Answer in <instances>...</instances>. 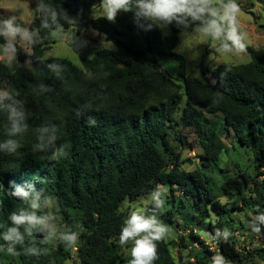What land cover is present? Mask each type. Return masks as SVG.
<instances>
[{"label": "trees", "instance_id": "1", "mask_svg": "<svg viewBox=\"0 0 264 264\" xmlns=\"http://www.w3.org/2000/svg\"><path fill=\"white\" fill-rule=\"evenodd\" d=\"M99 4L34 0L27 29L40 42L30 45V55L14 43L13 72L0 62V83L5 91L19 93L14 98L23 102L29 125L28 133L7 137L11 122L0 111V141L21 144L13 154L0 152V264H128L131 255L121 257L124 246L119 244L127 218L123 206L150 195L157 185L167 191L163 204L157 208L150 201L145 213L154 214L167 229L174 227L177 240L155 242L153 264H216L217 256L222 264H248L254 256L264 257V243L249 249L264 234V49L246 46L250 61L245 64L211 71L200 67V80L185 74V58L174 52L179 34L195 28L191 20L187 28L173 21L164 35L155 24L149 27V21L137 18L135 10L119 13L114 22L92 18L91 10ZM39 5L57 11L56 23L47 12L37 11ZM71 27L77 33L75 51L85 47L88 39L81 32L87 28L115 50H96L82 59L81 68L62 58L43 59L53 44L52 31ZM169 61L177 62V69L168 67ZM41 126L57 129L55 145L63 146L66 155L53 158L51 152L32 151L35 129ZM226 138L251 153L248 169L236 167L229 175L218 166L228 151ZM184 148L199 149L209 167L182 169ZM18 187L29 193L28 201L14 195ZM33 190L43 207L50 201L62 231L78 232L83 226L75 249L56 237L44 242V231L25 235L24 245L15 246L21 255H8L9 243L3 240L12 226L8 216L21 207L31 210ZM238 215L249 217L244 222ZM185 230L187 235H178ZM208 240L216 242V251L209 249ZM33 247L38 255L24 254Z\"/></svg>", "mask_w": 264, "mask_h": 264}, {"label": "clouds", "instance_id": "2", "mask_svg": "<svg viewBox=\"0 0 264 264\" xmlns=\"http://www.w3.org/2000/svg\"><path fill=\"white\" fill-rule=\"evenodd\" d=\"M135 10L137 18H143L150 22L149 27L155 24L157 27L164 28L173 21L188 27V21L191 20L195 25V31L210 37L213 41H220L219 51L221 52H244L246 44L243 42V35L237 28V17L240 12V6L236 0H226L219 6L215 0H100L99 7L93 6L94 18H106L109 22H114L117 15L121 12H130ZM37 11L50 14L53 23H56L58 13L54 8L39 5ZM199 21V24L195 22ZM60 28V25H57ZM36 32H29L27 28H22L15 23V18L0 20V37H3L6 43L0 45V62L12 63L15 61L16 47L14 43L19 37L21 45H34L40 41H34ZM18 92L10 93L0 91V111L5 112L11 127L6 129L7 137H15L26 134L29 131V125L25 122L28 118L26 110L23 108V102L17 101L14 96ZM10 103H5V101ZM57 129L41 126L35 129L36 142L32 145L33 152H51L53 158L66 155L64 147L57 148L55 145L58 139ZM21 147L18 140L5 139L0 141V152L13 154ZM13 183V182H10ZM166 189L157 185L156 190L150 194L151 202L157 208L163 204L162 196ZM20 196L24 201L29 200V193L22 188H17L14 193ZM33 199L30 202V209L18 208L13 211L8 219L12 226L7 228L3 234V240L9 243L7 248L8 255L17 256L21 253L15 250L16 245H24L25 235L32 238L35 233L47 232L44 242L50 241L56 237L65 243L66 248L75 249L78 246V240L81 232L84 231L80 225V231L74 232L61 230L55 223L58 217L51 212L44 216H38L37 210L41 208L40 197L33 190ZM44 206H50V201L46 200ZM124 226L120 230L119 244L123 247L131 242V259L128 264H153L158 258L157 244L162 241L168 229L153 215H147L144 208L137 207L132 210L123 222ZM23 228V233L21 232ZM259 232V229H254ZM0 251L3 248L0 247ZM38 255L36 248L26 249L24 254ZM216 264H222L221 257L215 258ZM65 264H71L66 261Z\"/></svg>", "mask_w": 264, "mask_h": 264}, {"label": "rangeland", "instance_id": "3", "mask_svg": "<svg viewBox=\"0 0 264 264\" xmlns=\"http://www.w3.org/2000/svg\"><path fill=\"white\" fill-rule=\"evenodd\" d=\"M216 5L219 6L221 0H215ZM225 2V0H223ZM240 4V12L237 17L238 31L243 35V42L246 46L253 49H264V0H236ZM99 6H96L98 8ZM0 9L5 14V19L15 18V23L23 28H27L31 21V15L34 10V0H0ZM91 16L94 18L93 8L91 10ZM103 18V17H101ZM106 19V18H104ZM160 28V27H159ZM164 35L168 34V30L160 28ZM195 29V28H194ZM191 32H182L179 34V42L174 52L181 54L185 58L184 72L187 76L202 80L200 73V67L213 70L219 65H240L250 61V56L247 52H221L219 51L220 41H213L210 37L204 36L202 33H197L195 30ZM81 35L86 37L85 47L80 50H74L72 48V42L77 36V33L73 27L64 30L57 29L52 31L51 37L53 44L44 53L43 59L49 58H62L69 60L71 63L78 67H82L81 61L84 58H91L96 50L101 48H107L115 50V46L112 42L105 40L104 36L99 35L96 31L87 28L81 32ZM19 46L20 51L24 55H30V45L23 44L19 41L15 42ZM16 58V56H15ZM6 65L7 72H13L16 67L12 66V63L3 62ZM19 63L25 67H30L28 60H19ZM168 67L171 69H177L178 63L175 61H169ZM0 91H5V84L0 83ZM184 101V98H183ZM221 137L224 136L221 134ZM193 139L190 136L189 140ZM225 144L228 146V151L222 154L219 158L218 166L221 169H225L229 175H231L236 167L239 169H248L251 166L252 155L251 153L239 147L234 143L231 138L224 139ZM201 151L197 148L187 149L184 148L181 151V167L185 171H193L196 169H207L209 166H204V162L200 158ZM162 188V187H161ZM164 189V188H162ZM167 194V191L162 198ZM151 201L150 195H144L134 203H125L124 209H127V216L129 213L137 207L144 208ZM221 204H225L224 198L219 199ZM41 216L52 213L50 206L43 207L40 210ZM248 216L238 215L236 219L246 222ZM180 221V219H179ZM248 223V221H247ZM204 229V226L202 227ZM199 228H196L198 232ZM189 230H185L178 235H187ZM200 237L206 238V234H201ZM164 239L171 241L173 244L176 239L174 227L169 226L168 231L165 234ZM58 240V238H56ZM256 245L264 243V234L259 235L255 239ZM245 244L248 245L247 240ZM131 242L126 244L121 253V257L130 256ZM175 247L170 245V251L173 256L176 257ZM177 261V258H175ZM185 261V260H183ZM71 264H79L76 260H71ZM248 264H264V257L254 256V259Z\"/></svg>", "mask_w": 264, "mask_h": 264}, {"label": "built area", "instance_id": "4", "mask_svg": "<svg viewBox=\"0 0 264 264\" xmlns=\"http://www.w3.org/2000/svg\"><path fill=\"white\" fill-rule=\"evenodd\" d=\"M236 236H237V234H236ZM240 239L243 241L244 240V237H241ZM206 244L209 246V249L211 251H216L217 244H216V242L214 240H208L206 242ZM255 246H257V245L255 243H253V245L251 247H249V249H252Z\"/></svg>", "mask_w": 264, "mask_h": 264}, {"label": "water", "instance_id": "5", "mask_svg": "<svg viewBox=\"0 0 264 264\" xmlns=\"http://www.w3.org/2000/svg\"><path fill=\"white\" fill-rule=\"evenodd\" d=\"M147 50H148V52L150 51V48H149V46L147 47Z\"/></svg>", "mask_w": 264, "mask_h": 264}]
</instances>
